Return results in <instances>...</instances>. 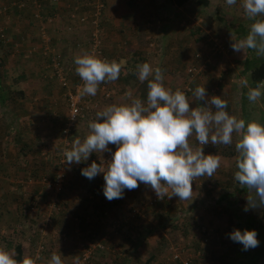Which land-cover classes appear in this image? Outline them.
I'll use <instances>...</instances> for the list:
<instances>
[{"label":"rangeland","instance_id":"obj_1","mask_svg":"<svg viewBox=\"0 0 264 264\" xmlns=\"http://www.w3.org/2000/svg\"><path fill=\"white\" fill-rule=\"evenodd\" d=\"M11 0H0V38H4V42H0V77H3L4 82L6 79L9 78V70L12 72L10 66H13V61L15 57L18 55L17 52L12 50V54L16 55L15 57H11V48L10 43L12 42V39L10 38L11 32L16 33L21 30L25 29L27 27V24H33L32 28L34 27L37 31H40L39 29H45V31L48 30L49 26H54L57 20H42V19H35V16L33 15L36 10L32 8V5L28 6L26 9L18 7V10H9L10 9V2ZM81 0H77L74 2H66L62 7H60V11L55 8V13H62L67 14L70 8L75 6V10L78 12H81L86 10V8L81 9L80 6L77 4ZM93 1V0H92ZM130 1V0H129ZM58 6L60 5L59 1H56ZM155 2V1H154ZM96 1H93V4H96ZM130 3V2H129ZM133 3V2H132ZM227 4V3H226ZM103 8L106 9V2L103 0ZM126 5V4H123ZM156 5V4H155ZM195 6H198V11L200 12V15L202 16V4L194 3ZM194 5L189 6L190 8H194ZM237 5V6H236ZM236 5L229 6L228 10L225 9V16H223L222 21L220 22L221 25L225 28L231 29V33H235L236 36L239 37V32L244 31V33L247 35L251 24L254 22L253 20H250L246 17L245 11L242 7V0H237ZM48 6V5H47ZM127 6H131V4H127ZM134 6V5H133ZM3 7H6L4 9ZM13 7V6H12ZM90 7V6H89ZM103 8L101 7V15L98 16L99 23L104 20L103 14L105 12L102 11ZM90 10V9H89ZM187 9V11H189ZM87 11V10H86ZM57 16V15H56ZM59 17H61L59 15ZM159 17V16H158ZM196 19H191L188 17L187 19H183V21L179 22L178 29L180 28H188L190 30L195 31L197 36L202 35V32L205 31L208 28H211L212 23L209 24L208 20H212L211 17L205 18V21L202 23V21H199V18L202 20L200 16L195 15ZM103 18V19H102ZM260 17H257V19ZM35 19V20H34ZM213 21V20H212ZM11 22V23H10ZM214 23L219 24L218 21H215ZM224 23H226L224 25ZM57 24V23H56ZM56 26V25H55ZM144 27V25H142ZM132 27V26H131ZM129 27L128 29H130ZM64 28V27H63ZM66 32L71 34L70 36H75V38L78 37L77 33L78 30L83 31L81 35V38H85L88 35L89 28L85 25H78L74 26L72 25L71 21H66L65 29ZM127 30V29H126ZM182 31H185V29H182ZM238 32V34H237ZM47 36L51 38L52 41H50V44L55 43L53 40V36L49 31H47ZM128 35L126 36H132L130 33L126 32ZM230 33V36H231ZM244 34V35H245ZM103 35V34H102ZM70 36H66L67 39L70 41ZM226 36V35H225ZM241 36L242 33H241ZM240 36V37H241ZM125 37V36H124ZM226 38V37H225ZM245 38V36L241 37ZM126 40V39H125ZM74 41V40H73ZM127 41V40H126ZM103 43V39H102ZM79 44V42H78ZM221 46V53L214 55V57L218 58L220 62H211L208 63L207 67H202V73L203 75H193L191 76L187 72V67L195 62V54H198L199 56L202 55L201 50H193L189 54H184L181 56L180 60H185L184 62H173L172 56H168L169 60H165L167 62H162L160 57H156L155 62H149L153 69L156 67H160L163 70L164 75V85L167 88L172 89L175 91L176 89H181L184 85H189L192 88V91L195 90L197 86H202L206 88L207 97L211 93V89L213 94H216L217 96H221L222 99H224L227 102V111L230 115H235L237 118L244 119L247 122L252 120H260V110H264V101H258L257 103L253 104L249 101L248 97L245 99L244 103L246 102L245 106L241 108V105L239 103H242L240 97V92L238 85L244 80V77L242 75V62H240V58H242V54H239L238 59L232 56V54L229 52V48L226 45H223L220 43ZM141 45V43H140ZM76 46V45H75ZM126 51L124 50L125 61L124 63L127 64L128 62H142V57L138 58V52H129L132 50L130 48V45L128 42L125 44ZM54 47L57 48V46L54 44ZM77 48H81V45ZM84 48V51L82 54L86 53L88 50L86 49L87 46H82ZM154 48H157L156 46ZM165 49L164 46H161L158 50V55L162 52L160 50ZM61 59L63 60V64L66 66V68H71L70 72L67 75L66 84L63 85L57 80L58 85H54L56 88V92L58 95H60V99L58 101L52 102V99H48L47 102H45V98L40 97L36 100H30V104L25 106L22 102L19 101H13V100H6V106L5 109L0 111L2 112V115L0 116V130L3 129L4 131L7 130V126H11L13 123L12 114L10 111H14L17 113L20 112H28L29 119H31L32 127L28 128L30 131H35L36 133H32L29 135L30 140H35L38 137L35 134H38L40 136V140L38 141L39 151L38 150H31L26 147H22V153L25 152L29 160L31 159L30 164L28 162L23 166L20 163L14 162L15 166H19L24 173H22V176H19L18 178L23 179L20 180L16 176H9L10 171L3 170L6 172H2L0 169V179L6 180L7 182H12L13 187L18 186V189H9L14 191L15 194H11V199L9 201V205L13 204V207L8 206L7 201H5L7 198H4L0 196V224H6L5 222L8 221V225L0 228V249H3L5 251H8L12 255L14 252V245L17 243L24 242L25 246L27 248L25 249L24 257H29L35 260V264H47L48 260L50 259L51 255L53 253L62 254L60 255L62 260L64 261V264H93L94 260H89L90 255L87 253V241L86 237L82 234V230L80 227H77V222L80 219V217L86 216L87 221H93L97 220L99 216L102 215V212L110 213L113 210H108L109 206L117 207L118 205L113 202V200L109 201L105 198L103 189L105 185L104 178L96 177L93 179V185H98V196L101 200H98L96 198H89V201H85L83 197H90L91 195H87L88 189L92 190V185L89 187V179L83 176L80 172V166H76L74 164L68 165L67 163H60V159L62 155V148L64 143H60L61 138V128L62 123L65 122L66 117L68 115V99L66 98V94L71 91L72 89L76 90L77 87L80 85L78 82V79L76 78L74 74V69L72 65L68 62V59L66 56L63 55L62 51L60 52ZM17 53V54H16ZM104 54V53H103ZM231 54V55H230ZM175 56V54H174ZM232 56V57H231ZM165 57V56H164ZM170 57V58H169ZM1 58L3 60L1 61ZM14 58V59H12ZM235 58V59H234ZM165 59V58H164ZM31 61V60H30ZM29 61V62H30ZM230 61V62H229ZM1 62H4L1 64ZM28 63V62H25ZM16 65V64H15ZM41 65L44 67L42 70V76L44 75L46 78L49 79H56V77L53 75V69L51 67L44 66L42 63ZM172 66V68H168V66ZM72 66V67H70ZM76 66V65H75ZM13 68V67H12ZM67 70V69H66ZM128 71L123 73L125 76L128 74ZM4 73V74H3ZM8 77V78H7ZM11 79V78H10ZM169 79V81H167ZM125 84L120 82L119 84H110L108 85L109 88L117 89L115 92L110 93V98H108V103L111 104H122L127 103L128 100L126 99L124 93H125ZM133 86V85H132ZM62 87H65L62 88ZM240 87V86H239ZM134 88V87H133ZM132 88V89H133ZM216 88L218 90H216ZM192 91L190 92L188 98L192 99ZM75 92V91H73ZM114 94V95H113ZM113 95V96H112ZM263 99H264V95ZM45 102V104H43ZM52 102V103H51ZM106 102V101H105ZM203 101H196L192 100L190 102V107H204L202 105ZM99 103L102 104V102H96L94 100H90L88 98L81 97L80 100V106L82 107L83 116L80 117L81 119L78 120L76 125L73 127L69 134V141L71 143V146L73 142L79 138L83 140L88 134H89V122L96 119V114L92 116V120H90V112L99 110ZM107 103V102H106ZM23 104V105H21ZM2 105V104H1ZM0 105V106H1ZM5 105V104H4ZM43 105V107H42ZM51 105V109H49ZM55 105V106H54ZM51 111L54 108L56 109V112L53 111L52 114V120L51 117L50 120L46 119L45 112L47 113V108ZM2 107V106H1ZM10 110V111H9ZM87 112H89V116H87ZM48 114V113H47ZM93 114V113H92ZM91 114V115H92ZM50 116V115H49ZM86 116V117H85ZM95 116V117H94ZM24 122H26L25 118L20 117V120H17L18 123V132L22 134L23 132V126L26 128ZM39 123V124H38ZM38 124V125H37ZM39 129V131H38ZM10 136V133H7V136ZM23 138V136L21 137ZM2 141H0V164L6 163L7 160L10 159V156L17 152V150L13 148H10L9 146H5L6 136L1 137ZM239 137H237L235 134L233 135V142L229 145H223L222 147L220 145H213L212 143H208L207 145L209 147H216L219 146L222 149L229 148L233 155L229 154L227 151V155H224L222 152L218 153V156L221 158V166L218 168V170L215 172L213 177H199L197 180L193 181L192 187V197L188 200H179V197L173 196L171 199H169L170 202V212L166 215H163L160 220L154 219V212L159 210L160 205L162 203L155 202L156 199V193L151 189L150 186L145 185L144 183H140L139 187L123 194V198L120 200V213L123 215L126 214L124 217L125 221H122L124 224H119V222L114 223L111 221V223H106L107 221H104V223L98 224V236L97 238H102L104 236V233H101L102 226L105 225V227L109 228L105 234H109L110 236L108 239L106 238L108 242V246L106 247V253L107 257L113 256L115 254L120 255V250L122 252L124 251L122 248H119V243L122 241L121 238L124 240V243H128V236L131 235V238L135 237V231L133 227H136V230L141 229L143 225L145 226H152L153 224H157V228H154L152 231L151 229L148 230V234L146 235V241L141 243L138 247V251L133 252L132 250L128 249L125 251H129L134 253V255L138 256L140 258V261H143L149 253L155 252L158 256H161L163 253H165V245H161V248L158 247L160 242L163 241L162 238H164L166 241L169 242H175L177 240V243H180L176 246H183L184 242H187V238H191V234H194V239L199 240L200 238V229L204 228L205 231H210V236L208 238V242L206 244H203V248L207 247L208 249V255L203 257L202 260H200V264H227V262L230 261V259L234 258V253L236 252L237 255H240L238 253H241V257H243L242 260H248L250 258V255L255 251L258 250L261 246H264V223L261 227L259 223V212L255 208L251 212L244 211V210H235V208H232V205L225 204V202L222 200L221 203L217 202L212 207L208 208L203 203L200 204V207L198 203H195L196 209H194V214L181 216L180 212L187 209L189 204L192 205L198 198L202 200V202L208 198H214V200L217 199L218 193L222 194V192L227 191L231 192L235 186H239L238 182L234 179V173L237 171L236 167V160L238 153L235 149V144ZM62 142V140H61ZM190 144L193 145V147H198V142L195 139V136L193 135L190 137ZM17 148H20L21 142H17ZM226 146V148H225ZM11 150H10V149ZM109 148L111 151H106L103 153L104 160L109 161L112 159V154L116 151L117 146L116 145H109ZM71 149V147H70ZM20 151V152H21ZM60 156V158H59ZM12 158V157H11ZM15 159V158H14ZM92 155L90 154L89 159L87 162H92ZM1 168V167H0ZM59 168H62L65 171V179L64 183L67 185V189H65L64 193L61 195H58L57 198L59 199V202H61L58 208L52 207V201L55 197V194L53 193V190L47 185L46 181L52 182V177L56 175ZM76 169V171L74 170ZM15 169V167H14ZM80 171V172H79ZM8 173V174H7ZM98 176V175H97ZM101 176L103 177V173H101ZM213 178V179H212ZM217 183H214V182ZM48 182V183H49ZM83 186L86 188V194L83 192L82 188ZM37 187V188H36ZM100 188V189H99ZM81 189V192H80ZM41 191L38 193V191ZM13 192V193H14ZM1 194V193H0ZM240 195V194H239ZM30 196V197H29ZM196 196V198H195ZM243 198H237V200L242 199L239 203H246L247 204V194L240 195ZM195 198V199H193ZM37 200V206L32 211L29 209V206L25 207L27 204H29V200ZM103 199V201H102ZM4 200V201H3ZM232 202V199H230ZM183 201L186 202L185 205L183 204ZM31 203V201H30ZM21 206V208L18 206ZM103 204H106V209L103 206ZM245 204V205H246ZM163 205V204H162ZM184 205V206H183ZM244 205V204H243ZM242 205V206H243ZM244 205V208H245ZM19 207V209H18ZM9 211L10 214H5L2 209H6ZM11 208V209H9ZM108 208V209H107ZM214 208H216L214 210ZM105 209V210H104ZM123 209V211L121 210ZM252 209V208H250ZM154 211V212H153ZM130 212V213H129ZM53 214V216H52ZM3 215H8V217L5 218ZM170 215V217H169ZM52 216V217H51ZM172 216H175L178 218L179 223L181 224V220L183 221H192L196 220V218L199 220V222H196V224H191L192 228L190 230V233L185 236L182 234L183 237H180V230H175L172 227L173 224V218ZM165 217L166 218L165 220ZM65 218L67 222L69 223L67 227H65L67 233H62L61 230V222L62 219ZM103 219V218H101ZM248 219L249 223L253 222L254 227L258 234V239L260 241L259 246L250 249V250H243V245L240 243L233 242L231 239H229L228 234L231 233L234 229H232L231 226L233 224H237V222H241L240 224H248L246 220ZM99 220V219H98ZM106 220V219H105ZM167 221V226H162V223ZM60 223H59V222ZM102 222V221H101ZM222 224V226H221ZM227 224V225H223ZM92 224H89V227H84V232H87V230L90 228H93L94 226H91ZM114 225V226H113ZM166 225V224H165ZM162 226V227H161ZM181 226V225H180ZM111 228V229H110ZM222 228V229H221ZM249 228V226H248ZM77 229V230H76ZM97 231V229L95 228ZM243 231L244 229H240ZM104 231V230H103ZM105 237V236H104ZM121 237V238H120ZM130 237V236H129ZM185 237V239H184ZM94 238V237H93ZM183 238V239H182ZM69 240H71L74 250L70 249L69 252L65 250V247H68L65 243H68ZM104 240V239H103ZM185 240V241H184ZM3 242H8V245L3 244ZM27 244V245H26ZM92 244V243H91ZM129 244V243H128ZM7 246H10L7 248ZM65 246V247H64ZM71 246V245H70ZM94 245H91V248H93ZM64 247V248H63ZM185 247V244H184ZM195 248V247H192ZM202 248V249H203ZM42 256H40V251L43 250ZM162 249V250H161ZM167 253V252H166ZM88 254V256H87ZM182 258L188 257L189 255L184 253L181 254ZM38 257V259H37ZM230 257V258H229ZM172 259V258H171ZM171 259L167 261L169 264H171ZM92 261V262H91ZM238 261V259L236 260ZM240 261V260H239ZM199 263V262H197ZM195 263V264H197ZM115 264V263H114ZM117 264H120L119 262ZM232 264H237V262H234ZM258 264H264V257L260 259Z\"/></svg>","mask_w":264,"mask_h":264},{"label":"clouds","instance_id":"obj_2","mask_svg":"<svg viewBox=\"0 0 264 264\" xmlns=\"http://www.w3.org/2000/svg\"><path fill=\"white\" fill-rule=\"evenodd\" d=\"M237 0H226L231 6ZM248 19L254 22L245 38L237 39L231 33V47L242 53L255 50L257 57H264V0H242ZM76 74L82 80L81 96H95L99 86L119 79L122 64L108 61L95 54L85 53L74 59ZM141 83L147 81L146 102L134 97L131 89L125 92L127 103L111 104L96 113L89 122V134L77 138L71 149L64 151V163L71 165L87 161L91 153L101 154L99 162L93 161L82 169L81 174L94 179L104 174L103 193L109 201L123 198L124 190H134L140 183L150 186L159 199L173 196L179 200L192 197L193 181L199 177H213L221 166V158L205 154L203 147H193L190 137L195 136L199 145H230L235 134L238 153L234 179L241 188L247 189L250 208H264V124L257 120L246 123L244 119L230 115L227 102L221 96L207 98L206 88L197 86L190 100L184 91H173L164 85L163 70L153 69L148 62L136 65ZM152 77V79H149ZM243 86H248L244 79ZM264 82L249 87L248 99L255 104L264 95ZM192 100L205 101L204 107H190ZM213 106L215 111H213ZM116 145L112 159L105 161L103 153ZM233 242L243 245L247 251L259 246L255 229H234L228 234ZM38 259V257H37ZM0 264H35L25 257L17 261L11 253L0 249ZM47 264H64L61 256L53 253Z\"/></svg>","mask_w":264,"mask_h":264},{"label":"crops","instance_id":"obj_3","mask_svg":"<svg viewBox=\"0 0 264 264\" xmlns=\"http://www.w3.org/2000/svg\"><path fill=\"white\" fill-rule=\"evenodd\" d=\"M57 1L60 2V5L58 6V4H59L58 3L57 6L55 5L57 8L56 7L55 8L60 11V7H62L66 2H74L77 0H57ZM104 1L106 2V9H105V12L103 14L104 20L101 23L102 24V34H103L102 35L103 52L105 53L104 56H105L106 60H108V61L115 60L118 63L122 64L121 74H124L123 71L124 72H126V71L130 72V71L137 70V68L134 67L133 62L132 63L128 62L127 64L124 63L125 57H126V55L124 54V50L125 51L127 50L126 46H125V44L127 42L130 45V48L132 49L129 52L130 53H131V51L138 52V58L142 57V59H141L142 62H148V63L149 62H155L156 57H160L162 62H167L165 60H169L168 56H170V55L173 58L172 59L173 62H184L185 60H180L181 56L183 55L182 53L189 54V53H191V51L193 52V50H196V49L202 51V56L204 59H205V57H208V59L212 58L211 62H220V60L217 57L216 58L214 57V55H217V54L212 52V50L210 49V47L207 43V40H206V38H204V36L203 37H197L196 33L192 32V30H190L188 28L182 27V28L178 29V27H180L178 25L180 21H183V19L185 20L188 17H190L191 19H196L195 15L200 16L202 18V20L199 18V21H202V23L205 21L206 17H208V18L211 17V19L213 21L208 20V22H210L209 24L212 23V26H211V28L206 29L207 33H208V31L210 32V34L208 33L210 35V37L211 36L217 37L220 43H222L223 45L226 44L229 48V52L236 59H238L239 54H242V53H236L233 51V49L231 47V36H230L231 29L225 28L223 26V24L221 25V23H220L222 21L223 16H225L226 11H224V10L229 9L228 8L229 6H227V4H226V0H207L208 2L206 5L202 4V16L200 15V12L198 11V9H199L198 6L194 5V3L200 4L198 0H189L186 4H184L180 7H176L172 3L171 0H157V1L156 0H130V1L129 0H104ZM123 4H126V5H123ZM127 4L128 5L131 4V6L129 7V6H127ZM192 4L194 5L195 9L192 7L189 10V6ZM187 9L189 11H187ZM56 15H55V19L57 18L56 19L57 24L55 23L56 26L51 25V26H49V28L47 30L51 33V35L53 36V40L55 42V43H52V46L54 47V44H55L57 46V48L56 47H54V48L59 50L60 52L62 51L63 55L67 57L68 62H72L69 64L72 66H75V64H74L75 57L78 55H81V53L85 52L84 48H82V46H87L86 37L82 39L81 35L84 33H83V31L78 30V33H77L78 37L74 39L75 36H70L71 34L66 32V30H64L65 25H66V21H65L64 16L62 15V13L60 14L58 12V13H56ZM59 15L61 17H59ZM215 21H218L219 24L214 23ZM225 24L226 23H224V25ZM32 25L33 24H31V25L27 24V27H25L23 32H21V30L19 32H16V33L11 32L10 38L12 39V42L10 43V48H11L10 58L16 56V55L12 54V50L17 52L18 55L15 57V59L12 58V59H14V61H13L14 65L13 66L9 65L12 72L7 70V72H9L10 76H9V78L7 77L8 79H6V81L3 83V84H5V87L3 88V90H0V105L2 104L1 105L2 107L0 106V109H2V110H4L5 106H6V104L4 105L3 103H1L2 98H4V100L22 101V103L25 104V106L30 104V100H33V99L36 100V99L43 97V96H44L45 100L52 99V102L58 101L60 99V95H58V93L56 92V88L54 86V85L59 86V84L57 83V79H55V78L49 79V78H46L44 75L42 76V72H44V70H42V69L44 67L41 65V63L44 66H47V64H48V67H50V62H47V59H46V57L48 55H45L43 53V49H42L43 45H42V40L39 36V31L36 32V30H34L35 28L34 27L32 28ZM142 25H144V27ZM129 27H131V28L128 29ZM182 29H185V31H182ZM126 32H128V33L131 32L130 34L132 36H130V35L126 36V35H128ZM234 35H235V33H234ZM66 36L72 37V38H70V41L67 39ZM236 38L240 39L241 37L236 36ZM78 42H79V44H78ZM140 43H141V45H140ZM80 45H81V48H77ZM155 46L157 48H154ZM161 46H164L165 49L160 50V52H162V53H160L158 55L157 52ZM87 48H88V46H87ZM174 54H175V56H174ZM127 58L128 57H126V59ZM208 59L206 61H202V62H207V61H209ZM240 59H241L240 62L244 61L243 55H242V58H240ZM2 60H3V58H1V61ZM196 60L197 59H195V62H198V60L197 61ZM25 62H28V63H25ZM3 63L4 62H2V64ZM72 66H70V67H72ZM128 68H130V69H128ZM168 68H172V66L169 65ZM134 75H135V79L133 81H130L129 84L133 85V87H134L132 89V92L134 93V95L140 96L141 90L139 87L143 86L144 84L147 85V81H145L144 83H141L139 78H138L137 73L136 74L134 73ZM149 79H152V77H149ZM167 81H169V79H167ZM119 83H120V81L102 83L99 86V90L95 96H88V95L81 96L79 93L80 99H81V97H84V98L90 99L91 101L94 100L96 102H100V101L102 102V104L99 103L100 104L99 110L90 112V120H92L91 118H93L92 116L94 115V113L96 114L98 111H101L103 108L110 105L108 103V100H109L108 98H110V93L113 91H111L109 89L108 85H110V84H114V85L116 84L117 85ZM1 84H2V82H1ZM146 99H147V97L143 98V100H146ZM2 112H4V111H0V116L2 115ZM10 113L12 114L11 120H13L14 123H12L13 125H11V126H7L6 131H4L3 129L0 130V141H2L1 137L6 136L7 140L5 141V146H9L10 148L14 147L13 151H14V149L15 150L18 149L16 147L17 144L15 143L16 141L14 139H16L18 137V134H20L17 130L18 128H20L17 126L18 125L17 120L19 121L20 117L22 116V118L26 119V122H24V124L26 125L25 126L26 128H24V126H23L22 128L24 130H23L22 134H20L21 137L23 136V138H21V139L24 140V142L21 143V145H22L21 147H24L27 143L28 144H31L32 142L34 143L36 138H35V140H26V138H25V135L26 136L30 135L31 132L36 133L35 131H33V130L30 131L28 129V128L32 127V124L30 123L31 119L27 121V119H29V117H30L29 114H27L28 112L17 113L14 111L13 112L10 111ZM47 113L45 112L46 116H49V115L52 116L51 113L50 114H47ZM87 116H89V112H87ZM92 121H94V120H92ZM38 131H39V129H38ZM8 132L10 133V136L9 135L7 136ZM35 135L39 138L38 139V141H39L40 136H38V134H35ZM26 141H27V143H26ZM28 148H30L31 150H39V146H33V147L28 146ZM17 153L18 152H16L15 154H17ZM91 155H92V159H93L92 162L94 160H96L97 162L100 161L101 154L93 152V153H91ZM26 159H28L27 155H25V160ZM103 159H104V155H103ZM14 160H15L16 164L20 163L21 165L24 166L25 163H27V162H28V164H30L31 159H29L28 161L27 160L22 161L21 159H19V161H18L16 158L14 159V156L12 154L10 156V159L7 160L6 163H4V165H3V163L0 164V167H1L0 169H2L1 170L2 172H6L3 170L10 171V172H8V173H10L9 176H11V177L16 176L18 178L19 176H22V173H24V171L20 170L23 168H20L19 166L14 165V162H13ZM14 167H15V169H14ZM74 170L76 171L75 168H74ZM97 177L104 178V174L102 177L101 173H100ZM18 179H20V178H18ZM20 180H23V179H20ZM9 189H16L17 190L18 186L13 187L12 182H7L6 180L0 179V193H1L0 196L7 198L5 201H7L8 206L13 207V204L9 205L8 200L11 199V196H12L11 194H15V192H14L15 190L13 191L14 192L13 193L12 190H9ZM236 189L238 190V189H240V187L235 186V188L231 192L224 191V192H222V194L218 193L217 198H219L222 195L223 199L219 198L220 199L219 203H221V201L223 200L225 202V204L228 205L227 207H229V205L234 204L232 206V208H235V210L239 211L240 206H242L243 204L245 205L246 203H243V202L239 203L241 201L237 200L236 197H237V195H238V197H240V195L245 194V193H243V192L239 193L238 191H236ZM39 192H41V191L39 190L38 193ZM80 192H81V189H80ZM224 194L226 195L225 197L223 196ZM246 194L248 195V193H246ZM195 198H196V196H195ZM195 198H193V199H195ZM230 198L232 199V202L229 200ZM185 203L186 202L183 201L184 205H185ZM9 209H11V208H9ZM2 211L5 214H8V213L10 214V210L8 211L7 208L4 210L2 209ZM249 212H251L250 209H249ZM3 217L6 220L8 215H3ZM246 221H248V219ZM5 223L6 224H0V228H3V227L8 225L7 224L8 221H6ZM238 223L239 222H237V224H233V226H231L232 229H236V228L253 229V228H255L254 224H238ZM96 225H98V224H96ZM223 225H227V224H223ZM91 226H94V224H92ZM221 226H222V224H221ZM248 226H249V228H248ZM62 227H64L63 224H61V228ZM144 227H146V226H144ZM147 227H148V229H150L149 226H147ZM152 227L157 228L158 226H157V224H153ZM108 229L109 228L108 227L106 228L105 225L102 226L101 233H104V236H105V237L102 236V238H101L102 240L103 239L106 240V238L108 239V237L110 236L109 234L108 235L105 234V232ZM209 231H211V230L209 229ZM121 240L122 241L119 244L124 243L123 242L124 240L122 238H121ZM3 244L8 245L9 243L3 242ZM17 244H20L24 248L23 258H25L24 253H25V249L27 248V246H25L24 242L17 243ZM65 244L67 246L69 245L68 247L64 246L65 250L67 252H69L70 249L74 250V247H73L71 240H69V242L65 243ZM60 255H62V254H60Z\"/></svg>","mask_w":264,"mask_h":264},{"label":"trees","instance_id":"obj_4","mask_svg":"<svg viewBox=\"0 0 264 264\" xmlns=\"http://www.w3.org/2000/svg\"><path fill=\"white\" fill-rule=\"evenodd\" d=\"M16 1H20L22 3H25L26 2L22 8H25L26 9L29 6V3L27 1H25V0H16ZM56 1L57 0H38L39 4L41 6L40 14H41L42 20L45 21L47 19H49V20H52V19L53 20H56L57 19V18L55 19V15H54L55 11H53V10H55V7L57 6V4H56L57 2ZM88 1H91V0H81V1H79L77 3L80 6L81 9L86 8L87 11L84 10V11H82V13H87L89 11L90 7L87 5ZM171 1H172V3L176 7H180V6L184 5V4H186L189 0H171ZM198 1H199L200 4H204V5H206L207 2H208L207 0H198ZM11 2L12 1L8 2V3H10V9L9 10H15V11L18 10V7L17 6H13L12 7ZM34 6L32 5V8ZM74 10H75V6H73L72 8H70V10L68 11L67 14H64V18H65V21H71L72 22V25L78 26L79 24L77 23V20H72L73 19L72 18V14L74 13ZM104 10H105V8H103L102 11L104 12ZM75 12L77 14L81 13V12H78V11H75ZM258 19H264V16H262V17H260ZM86 27L89 28V26H86ZM192 32H195V31L192 30ZM208 33L210 34L209 31H208ZM208 33L205 30V31L202 32V35L197 36V37H203L204 36V38H206L207 43H208L210 49L212 50V52H214L215 54L221 53V49H219V50L218 49L217 50L214 49L213 42H212V40L209 39L210 38V35ZM241 33H242L243 36L246 37V34L244 33V31L239 32L240 35L237 32V34L239 35V37L241 36ZM243 36H241V37H243ZM3 40H4V38H0V42H4ZM86 49L88 50V48H86ZM195 56H197L195 58L198 60V62H194V64H197V65H199V64H205V68L207 67L208 63H211V61H212V58H209L208 59V57H205V59H204L202 55L199 56L198 54H195ZM46 59H47V62H51L49 55L46 57ZM207 59L209 60L208 62H202V61H206ZM139 63H143V62H133L134 67H136V65L139 64ZM1 64H2V62H1ZM50 66H51V64H50ZM73 67L76 68V66H73ZM130 68H128V69H130ZM204 71L205 70L201 71L199 73V75H203L202 73H204ZM134 73L136 74L137 73V70L128 72V74L126 76H125V74H120L119 79L116 80V81H120V82H122V83L125 84V86H124L125 92L127 90H129V89L132 90V88H133V86L131 84H129V82L130 81H133L135 79ZM241 73H242L244 79H247L248 80V86H243L242 83H240L238 85L239 92H240V95H241V97H240L241 99H239V100L242 101V103H239V104L241 105V108H242L246 104V102L244 103V101L248 97L247 94H248L249 87H256L259 83L264 82V57H257L256 54H255V50H251V49L247 50V55L245 56L244 61L242 62V72ZM74 74L78 78V81L80 83L81 78L76 74L75 69H74ZM3 80H4L3 77H0V90H3V88L5 87V84H3L4 83ZM1 82H2L3 85L1 84ZM62 88L65 89V87H62ZM139 88L141 90L140 91V96H137V95L135 96L134 93H133V95H134V97H139V98H141L143 100L144 97H147V92H148L147 85L144 84L143 86H140ZM189 88H190V90H192L191 86H189ZM109 89L111 91H113V92H115V90H117V89H114L113 90L112 88H109ZM212 90L213 89H211V93L209 94V96L207 98H211L213 95H216V94H213L212 93ZM216 90H218V89L216 88ZM71 91L73 92L74 90L72 89ZM262 91H264V90H262ZM190 92L191 91H189V93L187 95H189ZM66 96H67V94H66ZM66 98L68 99V96ZM260 100L261 101H264L263 96L261 97ZM144 101L146 102V100H144ZM20 102H22V101H20ZM45 102H47V100H45ZM45 102L43 104H45ZM1 103L6 104V100H4V98H2L1 99ZM17 103H19L18 100H17ZM205 103L206 102L203 101L202 102V105L204 106ZM21 105H23V104H21ZM42 107H43V105H42ZM47 107L48 106H46V108ZM49 109H51V105H50ZM47 110H48V108H47ZM259 110H260V117H259L260 120H259V122L262 123V124H264V110H262V109H259ZM53 111L56 112V109L54 108L53 110H51V111L48 110L47 112H48V114H50V113H53ZM213 111H215V107L214 106H213ZM48 117H51V120H52V116H47L46 117V119H48V121H49L50 118H48ZM13 123H14V121H13ZM64 123L65 122H63L61 124L62 125V128H61L60 143H62L61 142V140H62V129H63ZM20 134H18V137L16 139H14L16 141L15 142L16 144H17V142H21V143L24 142V140L21 139V135ZM25 138H26V140H30L29 135H27V136L25 135ZM38 139L39 138H37L34 141V143L32 142L31 144H28L27 141H26L27 144L25 146L26 147L27 146H32V147L33 146H38V142H37ZM17 146H19V145H17ZM220 146L222 147L223 145L221 144ZM70 147H71V143H70ZM198 147H203L205 154L218 155V153L222 152L224 155H227L225 153H227V151H228L229 154H230V156H231V154L233 155V152L229 148H226V146H225L226 149H222L219 146H216V147H212L211 146V147H209L208 145H204V146L203 145H198ZM228 147H230V145ZM21 150H22V147H20V148L17 149V152L18 153L14 155V158H16L18 161H19V159H21L22 161H26L25 160V155L26 154H25V152L22 153ZM59 158H60V156H59ZM94 161H96V160H94ZM54 177L55 176H53L52 178H54ZM89 181H90L89 182L90 183L89 184V187H90V185H92V190L88 189V191H87L88 193H87L86 192V188L84 186H83L82 190H83V192H85V194L87 193V195L90 194L91 196L90 197H87V196L86 197H83V199H85V201H87V202L89 201V198L90 199L91 198H96L98 200H101L99 198V196H98L99 195L98 194V191H97L98 190V185L97 184L96 185H93V182H94L93 179H91V180L89 179ZM214 183H217V182L215 181ZM65 189H67V185H65V183H64L63 190H62V192L59 195H61L62 193H64ZM129 191H132V190H129ZM236 191H238L239 193L240 192L248 193L247 192V189L241 188V187L238 190L236 189ZM126 192H127V189L124 190V194ZM226 192H228V190ZM223 196L225 197L226 195L224 194ZM221 197H222V195L219 198L220 199H223V197L222 198ZM219 198H217L216 200H214V198L212 199L210 197V198L204 200L203 202H202V200H200L198 198L192 205L189 204V206H188L187 209L181 211L180 212V215L181 216H183V215L185 216V214H186V215L189 216L191 214H194V209L197 208L195 206V203L196 202L198 203L199 207H200V204L203 203L208 208H210L214 204H216L217 202L220 201ZM237 198H243V200H244V197H241V196L238 197V195H237ZM30 201L31 200H29L28 203H30ZM102 201H103V199H102ZM241 201H242V199H241ZM113 202H115L118 206L117 207L114 206L113 208H111L112 206H109V209L108 208L107 209L109 211L110 210H113V211H111L110 213L102 212V215L98 217L99 220L97 219V220H93V221L90 222V221H87L85 219L86 216H83V217H80V219L77 222V224H78L77 227H80L81 228V230L83 232L82 234L87 238L86 240L89 241V242H87V247L88 248H91V245H96L98 242H100L101 245H102V247L96 245L95 247L91 248V252H90L91 255H90L89 260H87V261L94 260L93 261V264H114V263L117 264L118 262L120 264H169L167 261H169L172 258V254H173L174 248H177L180 251V254H182V255L184 253L190 255V262H191L190 264H195L197 262H199L197 264H200V260H202L203 257H205V256L208 255V249H207V247L205 248V246H204V248H203L202 246H203V244L205 245L206 242H208V240L206 242H204V241L207 238H209L210 231H207L206 232L204 228H201L200 229V232H201L200 234L201 235H200L199 240H195L194 239V234L192 233L191 234V238L190 239L187 238V242H184L185 247H184V244H183V246H176V247H174L175 245H179L180 244V243H177V240L175 242H169V241H166L164 238H162L163 241L158 244V245H160L158 247L161 248V245H165L166 244L165 245V247H166L165 248L166 249L165 250V253H163L161 256H158L157 254H155V252H151L145 258H143L144 259L143 261H140V258H138V256L134 255V253L131 254V252L125 251V250L130 249L133 252L138 251V249H139L138 246L141 243H143L144 241H146L145 240L146 239V235L148 234L147 231L150 230V229L152 231L154 230V228L151 225L149 226L150 229H148L147 226L144 227L145 225H143V226H141L142 228L141 229H138V230H136V227H133V229L135 231V237L131 238V235H129L130 237L128 236V239H129L128 240V243L129 244L128 243L119 244L118 247L119 248H122L124 250L123 252H122V250H120V255L121 256L115 254L113 256L107 257L106 256L107 255V253H106V247L108 246V242H107V240H102L101 238H97V236H98L97 235L98 234V226L95 225L93 228H90V230L88 229L87 232H84L83 230H84V227H86V226L89 227V224H100V223H104V221H107L106 223H109V224L111 223V221H113V222L115 221L114 223L119 222V224H121L122 221H125L124 217L126 216V214L123 215V212L121 214L120 213V210H119L120 209V207H119L120 200L119 199H113ZM155 202L162 203L163 204V205L162 204H159L160 205L159 210H157L155 212L153 211L154 212V218H156L157 220H160L163 215H166V214H168L170 212V209H169L170 207L169 206H170V202L171 201L166 196L164 199H159L158 197H156ZM60 204H61V202H57V205L55 206L56 208H58V210H59V207H61ZM27 206H30V204H27L25 207H27ZM103 206L106 209V207H107L106 204H103ZM19 207L21 208V206H19ZM19 207H18V209H19ZM215 209L216 208H214V210ZM240 209L241 210H244V206H240ZM254 209H250V211H252ZM256 209L259 212V223L258 224H260V226L262 227L263 226L262 224L264 223V208H256ZM121 210L123 211V209H121ZM52 216H53V214H52ZM169 217H170V215H169ZM101 218H103V219H101ZM166 218H168V217H165V220H166ZM171 218H173V220H174L173 221V224H172L173 229H175V230H178L179 229L180 230V234H181L180 237H183L182 234H184L185 236H187L190 233V230L192 228V225L191 224H193V223L196 224V222H199V220L197 219L198 217H197L196 220H192V221H188V220L183 221V219H182L181 220V224H178L179 223L178 218H176L175 216H172ZM165 220L162 223V226H164V227L167 226V224H169ZM191 222H193V223H191ZM246 222H248V224H250L249 221H246ZM61 223L64 226V228H62L61 232L62 233H67V231L69 229H67V231H66L65 230L66 229L65 227H67L69 223L67 222V220L65 218L62 219V222ZM240 223H238V224H240ZM122 224H124V223H122ZM251 224H253V222ZM95 228L97 229V231L95 230ZM184 239H185V237H184ZM9 247L10 246H7V248H9ZM192 247H195V248H192ZM23 251H24V248L20 244H16L14 246V252L15 253L13 254V257L17 261H22L24 259L23 258ZM43 251H44V249L40 251V256H42ZM238 254H240V255H237L236 252H235L234 253V258L230 259V261L227 262V264H232L234 262H237V264H258V262L260 261V259L262 257H264V246H261L258 250H255L250 255V258L248 260H245V259L242 260L243 257H241V253H238ZM237 259H238V261H236ZM171 264H182L181 258L171 259Z\"/></svg>","mask_w":264,"mask_h":264},{"label":"built area","instance_id":"obj_5","mask_svg":"<svg viewBox=\"0 0 264 264\" xmlns=\"http://www.w3.org/2000/svg\"><path fill=\"white\" fill-rule=\"evenodd\" d=\"M11 5L12 6H17V7H23L24 4L26 3H22L20 1H16V0H11ZM29 3V5H35L33 7L34 10H36V12L33 14L35 16V19H42L41 14H40V9L41 6L38 2V0H25ZM93 1H96V4H93ZM91 0L88 1L87 5L90 6V10L87 13H79L77 14L74 10V13L72 14V20H77V23L80 25H85V26H89V32L88 35L86 37V43L88 46V51L87 53L89 54H95L97 57H100L102 59H105V56L103 54V43H102V24L101 22L99 23L98 21V16L101 15V7L103 8V1L102 0ZM157 1V0H156ZM20 2V3H19ZM19 3V4H18ZM4 9H6V7H3ZM75 16V17H74ZM34 19V20H35ZM49 20V19H47ZM76 26V25H74ZM39 36L42 40V49H43V53L45 55H49L50 56V64H51V69H53V75L56 77V79L62 83L63 85L66 84V80H67V75L70 72L71 68H64L66 67L63 64V60L61 59V54L57 51V49H55L52 44H50L51 38L49 36H47V31H45V29H39ZM210 40H212L213 42V47L215 50H219L221 49V46L219 44V40L217 37L211 36L209 38ZM208 62V61H207ZM204 66L205 68V64H190L187 67V72L188 74H190L191 76L193 75H197L202 71V67ZM82 87V80H80V85L77 87V89L75 90V92H71L69 91L67 93L68 96V115L66 117L65 123L63 125V129H62V143L63 144V148H62V155L61 159H60V163H64V151L65 149L70 150V141L68 139L69 134L71 132V130L73 129V127L76 125V123L78 122V120L80 119V117L83 116L82 112V107L80 106V95H79V89ZM180 90L184 91L185 94L187 95L190 91L189 85H184ZM76 166H80V170H82L85 167H88L91 163H87V162H81L79 164L73 163ZM66 175H65V171L62 168H59L58 172L56 173L55 177L52 179V182L46 181L47 185L51 188V190H53V193L55 194V197L53 198L52 201V207H55L57 205V202H59V199L57 198V196L62 192L63 190V186H64V179H65ZM49 182V183H48ZM37 200H31L29 209L30 210H34L35 207L37 206ZM56 208V207H55ZM208 240V238L204 241L206 242ZM96 245L102 247L101 243L98 242ZM96 245H94L93 247H95ZM91 252V248H87V253H89L90 255ZM88 256V254H87ZM89 257V256H88ZM178 259L181 258L182 264H190V255L188 257H184L182 258L180 251L177 248H174L173 254H172V259Z\"/></svg>","mask_w":264,"mask_h":264}]
</instances>
